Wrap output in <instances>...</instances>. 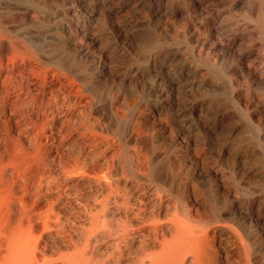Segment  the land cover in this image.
<instances>
[{
  "label": "bare ground",
  "instance_id": "6f19581e",
  "mask_svg": "<svg viewBox=\"0 0 264 264\" xmlns=\"http://www.w3.org/2000/svg\"><path fill=\"white\" fill-rule=\"evenodd\" d=\"M0 264H264V0H0Z\"/></svg>",
  "mask_w": 264,
  "mask_h": 264
}]
</instances>
